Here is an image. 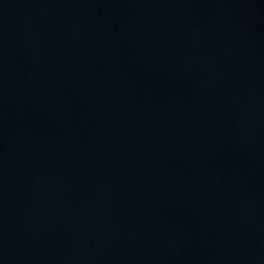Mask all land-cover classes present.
<instances>
[{"label": "water", "instance_id": "obj_1", "mask_svg": "<svg viewBox=\"0 0 264 264\" xmlns=\"http://www.w3.org/2000/svg\"><path fill=\"white\" fill-rule=\"evenodd\" d=\"M0 264H264V0H0Z\"/></svg>", "mask_w": 264, "mask_h": 264}]
</instances>
